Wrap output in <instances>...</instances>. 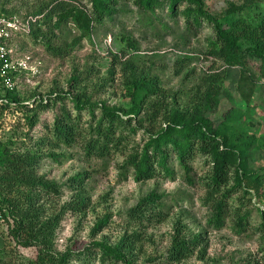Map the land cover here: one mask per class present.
Wrapping results in <instances>:
<instances>
[{
  "label": "trees",
  "instance_id": "1",
  "mask_svg": "<svg viewBox=\"0 0 264 264\" xmlns=\"http://www.w3.org/2000/svg\"><path fill=\"white\" fill-rule=\"evenodd\" d=\"M124 1L127 0H37L28 15L35 19L28 35L49 55L66 56L78 41L88 38L91 42L95 27L112 22L120 12L119 3ZM128 1L140 14V20L147 14L151 16L146 19L148 28H153L156 11L165 12L171 19L181 18L188 34L206 25L212 38L203 56L222 66L256 71L264 79V0H243L240 5L228 2L222 15L208 12L204 0ZM8 2L0 0V9L8 15H17L5 8ZM67 24L77 32V39L63 40L60 44L63 38L58 37L56 44L55 31ZM119 39L118 52L108 51L109 76L105 79L99 76L98 88L103 92L102 88L111 83L117 85L123 104L107 106L103 101L91 102L87 89L83 88L86 86H81V75L73 70L66 92L49 95L46 102L36 99L31 104L22 103L15 91L7 94L13 105H0V118L10 110H24L26 125L31 129L38 122L39 112L57 101L71 104L69 108L61 102L52 122L43 125V136L35 138L33 143L0 139V217L7 223L6 246L34 248L36 252L34 258L6 260L5 246L0 249V264H132L129 256L133 255L139 239L135 232L121 236L114 244L92 240L81 251H59L54 246L62 217L67 212L85 215L90 206L83 187L86 174H77L69 180L71 198L60 204L61 187L40 174L38 167L47 151L48 156L54 157L55 149L78 144L86 158H103L123 151L121 170L130 169L137 182L157 176L173 179L176 173L172 165L176 163L186 183L192 185L195 181L190 163L196 156L203 158L208 165L200 180L205 190L204 203L210 210L207 225L220 230L229 220L236 234L245 232L253 217L246 204H251L254 198L260 222L252 226V231L258 235L264 253V170H253L249 162L252 151H264V135L257 137L247 132L243 112L237 110L233 97L222 87L223 73L209 71L200 77L192 99L180 107L178 94L162 87L153 71V62L147 64L146 57L138 54V43L124 32L119 33ZM193 58L180 55L173 62L175 69H182ZM100 69L94 63L90 70L98 78ZM116 69L118 82L113 77ZM247 75L251 78V74ZM222 97L232 106L215 123L213 117L223 102ZM83 116H87L84 123ZM139 131L145 135V144L139 149H128L127 141ZM238 192L241 195L236 206L231 199ZM164 201V196L151 191L127 212L129 223L161 221L167 207ZM108 218L109 214L98 219L91 233L94 235L107 226ZM201 239L200 233L190 234L183 231L182 225H175L165 258L169 263L183 261L201 244Z\"/></svg>",
  "mask_w": 264,
  "mask_h": 264
},
{
  "label": "rangeland",
  "instance_id": "2",
  "mask_svg": "<svg viewBox=\"0 0 264 264\" xmlns=\"http://www.w3.org/2000/svg\"><path fill=\"white\" fill-rule=\"evenodd\" d=\"M8 1L5 5L7 10H14L17 15L25 17L31 14L37 0ZM242 1L204 0V4L208 12L222 15L228 2L240 5ZM124 2L126 3H119L120 12L114 16L112 22L95 27L91 42L88 38L76 41L74 48L66 56L49 55L30 35L15 36L10 42L12 54L14 59L25 67L17 78V94L21 102L31 104L36 99L46 102L49 95L56 96L59 92H66L68 79L73 70H77L83 79L81 86H86L83 88L87 89L91 102L103 101L107 106L123 104L117 85L114 87L111 83L102 88L105 91L101 92L98 84L101 83L99 76L104 79L109 76L108 51L118 52L121 45L119 33L124 32L138 43V54L146 57L144 62H153V71L159 76L162 87L170 93L178 94L180 107L190 102L200 77L209 71L222 72V87L235 100L233 105L235 102L237 110L243 112L247 132L257 137L264 135V79L260 78L256 71L245 72L238 67L222 66L211 57L203 56L205 47L212 38V33L206 25L188 34L181 18L171 19L165 12L156 11L154 18L157 16V19L153 21V28H148L145 26L146 19L151 16L147 14L140 20V14L130 1ZM55 34L56 44L58 37L63 38L61 44L63 40L72 42L78 36L71 24L56 30ZM180 55H190L194 58L185 67L176 70L173 62ZM94 63L101 66L98 78L94 70H90ZM247 74H251V78H247ZM113 77L118 82V69ZM222 101L213 117L215 123H218L225 110L232 106L226 98L222 97ZM61 102L71 108L67 101H57L49 109L38 113V122L31 129L26 125L24 110L8 111L4 118H0V139L12 138L17 143H33L35 138L43 136V125L52 122L54 114L59 112ZM82 120L84 123L87 116H83ZM144 136V133L139 131L131 137L127 141L128 149L141 148L145 144ZM122 152L111 153L103 158H86L78 144L55 149L54 157L48 156L47 151L40 159L38 172L54 180L62 189L60 204L71 198L69 180L77 174H86L83 187L90 206L85 215L67 212L62 217L55 233L54 246L57 250L81 251L92 240L114 244L121 236L135 232L139 234V239L133 255L129 256L132 264H264L259 237L252 231V226L260 222L255 209L258 204L254 198L251 204H246L253 216L248 230L236 234L231 229L229 220H226L222 229H213L207 225L210 210L204 203L205 190L200 183L208 170L203 158L196 156L190 163L191 176L195 181L192 185L186 183L183 171L176 163L172 165L176 173L173 179L157 176L137 182L130 169L121 170L120 166L125 158ZM249 162L253 170L263 171L264 151H252ZM151 191L164 196L167 206L164 218L161 221L152 220L141 224L129 223L127 212ZM240 195L241 192H238L231 199L236 206ZM107 214L108 225L93 235V224ZM175 225H182L183 231L190 234L200 233L202 242L188 258L178 263H169L164 254L171 245ZM6 234L7 223L0 217V249L6 246ZM6 249V260L17 257L29 259L34 258L36 254L34 248L6 246Z\"/></svg>",
  "mask_w": 264,
  "mask_h": 264
},
{
  "label": "built area",
  "instance_id": "3",
  "mask_svg": "<svg viewBox=\"0 0 264 264\" xmlns=\"http://www.w3.org/2000/svg\"><path fill=\"white\" fill-rule=\"evenodd\" d=\"M35 19L8 15L0 9V105L10 104L7 94L17 91V78L24 65L14 59L10 42L17 35H28Z\"/></svg>",
  "mask_w": 264,
  "mask_h": 264
}]
</instances>
